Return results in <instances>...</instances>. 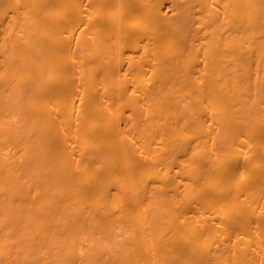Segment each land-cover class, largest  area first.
Wrapping results in <instances>:
<instances>
[{
    "label": "bare ground",
    "instance_id": "1",
    "mask_svg": "<svg viewBox=\"0 0 264 264\" xmlns=\"http://www.w3.org/2000/svg\"><path fill=\"white\" fill-rule=\"evenodd\" d=\"M0 264H264V0H0Z\"/></svg>",
    "mask_w": 264,
    "mask_h": 264
}]
</instances>
